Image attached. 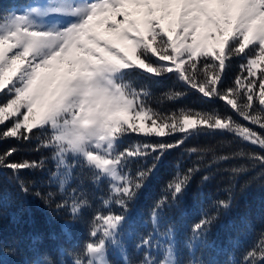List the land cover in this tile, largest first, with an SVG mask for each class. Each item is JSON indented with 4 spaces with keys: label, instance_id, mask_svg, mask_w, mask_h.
<instances>
[{
    "label": "snow or ice",
    "instance_id": "6c2138e0",
    "mask_svg": "<svg viewBox=\"0 0 264 264\" xmlns=\"http://www.w3.org/2000/svg\"><path fill=\"white\" fill-rule=\"evenodd\" d=\"M234 59L240 71L225 87ZM133 75L176 84L154 97ZM190 94L209 105L222 102L226 111L164 109ZM132 134L142 141L123 146ZM215 135L251 148H184L190 139ZM10 139L50 151L55 170L46 169V158L12 160L18 152L12 147L0 152V174L11 172L28 195L37 181L20 173L46 171L43 183L55 190L34 195L69 217L66 229L87 226V239L62 250L65 259L38 254L15 264H113L109 255L116 250L132 264L123 240L131 206L163 158L180 148L196 160L183 170L177 165L150 210L153 233L140 236L136 247L144 250L138 264H185L164 212L178 205L197 175L241 161L225 171L231 177L255 171L243 187L264 186V0H33L20 11L0 12V142ZM200 178L207 183L211 175ZM86 184L103 194L93 197ZM234 187L192 224L190 251L204 242L220 211L231 208ZM0 253L19 255L14 246ZM0 264H8L2 255ZM232 264H264V231Z\"/></svg>",
    "mask_w": 264,
    "mask_h": 264
},
{
    "label": "trees",
    "instance_id": "16d2710c",
    "mask_svg": "<svg viewBox=\"0 0 264 264\" xmlns=\"http://www.w3.org/2000/svg\"><path fill=\"white\" fill-rule=\"evenodd\" d=\"M28 1L30 0H0V12L19 9L25 6ZM240 63L239 59L230 62L224 74L225 87L231 85L239 73ZM129 79L134 80L137 86L149 87L154 97H158L160 93L176 84L174 79L153 82L138 75H133ZM152 105L158 107L155 99H153ZM180 106L197 108L215 106L221 112L226 111L222 102H214L209 105L207 101H201L200 97L195 94L186 96L176 104L163 105L165 110ZM256 130L259 131L258 128ZM142 139L141 136L132 134L125 139L123 146L142 141ZM156 139L160 138H152V142H155ZM163 139L168 140L169 138ZM193 146L212 147L218 152H230L241 147L251 148L250 145L233 141L230 135L193 138L186 141L184 148ZM12 147L18 149L17 154L11 157L14 161L47 159L51 156V152L48 150L34 151L35 141L29 144L17 143L14 139L0 142V152ZM184 148L173 150L163 158L147 187L140 192L137 200L131 206L123 240L127 258L132 261V264H138L143 257L144 250L136 247L139 237L153 233L150 219L153 203L164 194V187L177 170V165L183 170L196 160L195 156L189 157ZM237 163H241V161L221 164L218 168L214 167L210 171L197 175L178 205L165 210V222L171 223L174 228L175 244L185 264L193 258L202 261L203 264H232V261L240 259L242 253L252 246L260 232L264 231V186H261V183L257 181L248 187H243L250 177L256 174L255 171L239 177H231L225 169ZM138 166L132 165L133 171ZM46 169L55 170L54 162L50 159H47ZM205 174L211 175V179L207 183H202L200 177ZM20 178L37 181V187L33 189L32 193L24 195L19 192L11 172L0 174V249L14 246L19 251L18 256L6 253H0V255L8 264L31 260L38 254L47 255L54 260L65 259L60 254L62 250L78 247L82 241L87 239L86 223L81 222L66 229L64 225L69 217L63 212L57 214L54 211V206L49 207L42 199L34 195L35 191L55 190L43 183L47 180L46 171L24 170L20 173ZM73 183L75 184L76 181ZM230 185H235L232 189L231 208L220 211L218 220L212 225L204 242L190 251L185 245L191 236L192 224L198 221L202 214L212 211L215 201L228 198ZM86 187L93 197L103 194V190H97L90 184H86ZM94 202L97 206L99 205L98 200H94ZM109 259L113 264H124V260L112 252Z\"/></svg>",
    "mask_w": 264,
    "mask_h": 264
},
{
    "label": "rangeland",
    "instance_id": "374dc122",
    "mask_svg": "<svg viewBox=\"0 0 264 264\" xmlns=\"http://www.w3.org/2000/svg\"><path fill=\"white\" fill-rule=\"evenodd\" d=\"M32 2H33V0H30V1H28V2L26 3L25 6L19 8V9H15V10H13V11H20V10L24 9L27 5L31 4ZM125 251H126V249H125ZM112 253H113L115 256H117L118 258H121L122 260H124V258H125V255L122 254L119 250L113 251ZM153 254L156 255V251H155V249H153Z\"/></svg>",
    "mask_w": 264,
    "mask_h": 264
}]
</instances>
